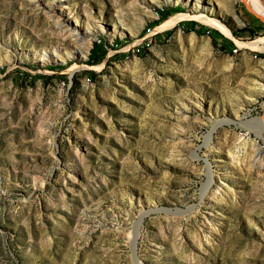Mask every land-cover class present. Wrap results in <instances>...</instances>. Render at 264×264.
Wrapping results in <instances>:
<instances>
[{
  "label": "rangeland",
  "instance_id": "1",
  "mask_svg": "<svg viewBox=\"0 0 264 264\" xmlns=\"http://www.w3.org/2000/svg\"><path fill=\"white\" fill-rule=\"evenodd\" d=\"M208 1L231 35L159 28L196 0H0V264H264V12Z\"/></svg>",
  "mask_w": 264,
  "mask_h": 264
},
{
  "label": "bare ground",
  "instance_id": "2",
  "mask_svg": "<svg viewBox=\"0 0 264 264\" xmlns=\"http://www.w3.org/2000/svg\"><path fill=\"white\" fill-rule=\"evenodd\" d=\"M177 1L178 2H180V1L184 2L185 1L184 2L185 5H188V3L190 2V0H177ZM196 1L197 2L194 4V6H192L194 8H192V9L190 8L192 10V12L178 13V14L172 16L171 18L165 20L163 22V24L161 26H159V28L172 27V26L176 25V23L178 21L182 20V19H199L200 21L212 24V25L218 27L219 29H221L222 31H224V32H226V33L231 35V31L226 26V24H224L221 20H219L217 18H214V17H211L209 15V13L214 11V7H213V4H211V1H208V0H196ZM251 1L256 5L258 10H260L261 12H264V7L257 0H251ZM259 1L264 3L263 0H259ZM203 3H204V5L205 4L208 5V7L205 9L207 11V14H205V13H193L195 11H198L201 8H204ZM63 10L64 11H62V14L64 15V18L62 17L61 19H59V23L62 24L61 26L63 27V30H65L66 32L70 33L71 36H75V38L77 40L82 41L84 43V46H83L84 50L81 51V56H82V58H86L90 43L95 39V36L91 35V34H84L83 36H81L80 35L81 31L79 30L77 25L75 27H69L68 24H67V21H68V19H71V14L72 13H71L69 7H67V6ZM65 14H68L70 18H68V19L65 18ZM235 17L238 20V22L241 21L238 16H235ZM101 31H105V28L101 27ZM262 44H264V37L259 38V39L254 40V41H251V42H247V43L244 44V46H248V47H253V48L259 49V48L263 47V46H261ZM34 56H35L36 59L42 61L43 64L51 62V61H54V62H65L67 59L72 58L71 54H68L66 57H64L63 54H61L59 51L49 52L47 49L44 52L34 53ZM262 89H264V87H262ZM249 98L252 99L253 97L249 96ZM223 122L231 123L232 120L230 118H225ZM258 122L263 126V131H264V120H263V118H259ZM253 145L256 148H261V145L258 142H254ZM211 181L209 182L210 184H211Z\"/></svg>",
  "mask_w": 264,
  "mask_h": 264
},
{
  "label": "built area",
  "instance_id": "3",
  "mask_svg": "<svg viewBox=\"0 0 264 264\" xmlns=\"http://www.w3.org/2000/svg\"><path fill=\"white\" fill-rule=\"evenodd\" d=\"M147 34L148 35H153V34H155V31H153V29L149 28L147 30ZM101 41L102 40L100 38H98V42H101ZM141 43H142V41L129 45L128 47H126L124 49V52H136V51H139L140 47L142 46ZM239 49H241V46L236 45V47L233 49V52L237 53L239 51ZM257 56L258 55H256V57Z\"/></svg>",
  "mask_w": 264,
  "mask_h": 264
},
{
  "label": "water",
  "instance_id": "4",
  "mask_svg": "<svg viewBox=\"0 0 264 264\" xmlns=\"http://www.w3.org/2000/svg\"><path fill=\"white\" fill-rule=\"evenodd\" d=\"M262 118L264 120V114L262 115ZM237 124L242 123L241 121H236ZM5 248V241L0 237V253L3 252Z\"/></svg>",
  "mask_w": 264,
  "mask_h": 264
},
{
  "label": "crops",
  "instance_id": "5",
  "mask_svg": "<svg viewBox=\"0 0 264 264\" xmlns=\"http://www.w3.org/2000/svg\"><path fill=\"white\" fill-rule=\"evenodd\" d=\"M262 60H264V57L262 58Z\"/></svg>",
  "mask_w": 264,
  "mask_h": 264
}]
</instances>
